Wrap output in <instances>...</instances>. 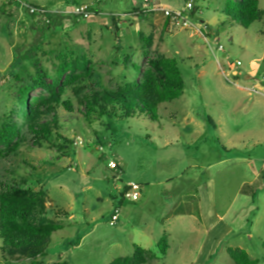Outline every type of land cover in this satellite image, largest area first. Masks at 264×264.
I'll use <instances>...</instances> for the list:
<instances>
[{
    "label": "rangeland",
    "instance_id": "1",
    "mask_svg": "<svg viewBox=\"0 0 264 264\" xmlns=\"http://www.w3.org/2000/svg\"><path fill=\"white\" fill-rule=\"evenodd\" d=\"M21 1L44 8L48 25ZM187 1L157 3L175 10ZM226 1L193 0V27L181 28L165 27L144 0H0V123L24 124L18 94L37 68L48 82L63 59H85L90 69L62 76L58 103L42 88L29 94L43 108L59 106L58 134L40 140L22 126L15 146L0 147V193L45 189L44 217L64 227L52 235L45 264H109L132 256L134 245L149 250L146 264H236L229 247L264 264V13L248 29L229 25ZM78 5L91 6V16L59 14ZM160 53L178 61L185 88L156 108L157 121L88 111L85 95L138 80ZM252 86L257 93L244 89ZM129 184L139 186L135 202ZM244 185L255 196L243 194ZM115 207L120 217L111 226ZM2 248L0 239V264H30L4 259Z\"/></svg>",
    "mask_w": 264,
    "mask_h": 264
},
{
    "label": "trees",
    "instance_id": "2",
    "mask_svg": "<svg viewBox=\"0 0 264 264\" xmlns=\"http://www.w3.org/2000/svg\"><path fill=\"white\" fill-rule=\"evenodd\" d=\"M29 5L42 8L32 3ZM194 11H192V16H194ZM263 13L258 0L226 1L225 15L229 25L238 23L244 29H248L262 18ZM28 15H30L29 12ZM30 17L36 21L41 16L31 14ZM169 19H164L165 27L172 26ZM49 21H46L47 25ZM58 58L61 60L60 56ZM78 68L85 72L90 70L85 59H75L72 62L63 59L57 68L56 77L52 78L51 82L46 81L47 74L42 69H36L32 84L21 87L18 94L20 103L18 112L26 121L23 124L7 117L0 123V147L15 146L20 138L22 126L40 140H48L54 133L58 134L60 126L56 110L59 106L43 108L38 101L37 104L31 102L29 94L37 88H42L50 92L54 102L58 103L62 93L60 89L57 90L60 79L68 71ZM138 73L140 74L138 80L126 83L118 91L110 92L94 88L91 93L84 96L88 111L97 113L98 117L136 118L144 115L152 121H157L156 108L179 98L184 93L185 82L175 58L160 53L151 60L149 68ZM72 79L68 77L67 84H70ZM262 91L264 92V86ZM62 106L68 111L72 109L69 101L62 103ZM49 112L54 115L53 121H41ZM118 166L121 170L123 169L122 166ZM241 192L255 196L252 186L244 185ZM46 203H48V193L45 189L34 191L14 187L7 188L0 193V239L3 241L2 256L4 259L30 260V264H45L41 257L47 256L52 235L64 228L62 224L44 217L47 212ZM262 246L264 249V242ZM168 247V236L165 233L159 239L157 248L160 254L165 255ZM227 251L236 264H258L260 262L243 249L229 247ZM149 253V250L134 245L132 256L119 257L109 264H146ZM52 264L70 263L59 261Z\"/></svg>",
    "mask_w": 264,
    "mask_h": 264
},
{
    "label": "built area",
    "instance_id": "3",
    "mask_svg": "<svg viewBox=\"0 0 264 264\" xmlns=\"http://www.w3.org/2000/svg\"><path fill=\"white\" fill-rule=\"evenodd\" d=\"M19 1V0H16ZM145 3H153L152 7H148L147 10L149 11H157L163 14L164 18H170V22L172 26L181 27V28H191L192 20L194 19L192 16V11L194 10L193 0H188L184 7L180 9H171L168 7L163 6L160 3H157L158 0H144ZM25 6V10H28L29 14H35L41 16L45 21H48V16L46 15L48 12L44 8H40L37 6L29 5L27 2H21ZM59 14H70L76 20H83L87 19L92 14L91 6L89 5H78L74 7L71 11L66 13H59ZM219 50H223L224 47L220 45L218 48ZM238 64H240L238 62ZM74 144L76 146L83 145V141L79 138L75 140ZM108 167L111 169H117V162L114 160H110L108 163ZM129 190L131 191V201L135 202L140 198V189L139 186L136 184H129ZM120 217V209L115 207L110 220V225L114 226Z\"/></svg>",
    "mask_w": 264,
    "mask_h": 264
},
{
    "label": "crops",
    "instance_id": "4",
    "mask_svg": "<svg viewBox=\"0 0 264 264\" xmlns=\"http://www.w3.org/2000/svg\"><path fill=\"white\" fill-rule=\"evenodd\" d=\"M146 9H148V8H146ZM245 90H248L249 92L250 91H252V92H254V93H257L258 92V90H256V88L254 87V86H252V87H249V88H244ZM260 93H262L263 95H264V92L263 91H259ZM68 219H75V217H74V215H73V213H71L69 216H68Z\"/></svg>",
    "mask_w": 264,
    "mask_h": 264
}]
</instances>
